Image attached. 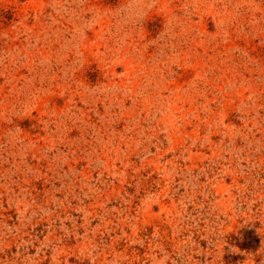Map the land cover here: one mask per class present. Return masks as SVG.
Wrapping results in <instances>:
<instances>
[{
  "label": "rangeland",
  "instance_id": "obj_1",
  "mask_svg": "<svg viewBox=\"0 0 264 264\" xmlns=\"http://www.w3.org/2000/svg\"><path fill=\"white\" fill-rule=\"evenodd\" d=\"M0 264H264V0H0Z\"/></svg>",
  "mask_w": 264,
  "mask_h": 264
}]
</instances>
